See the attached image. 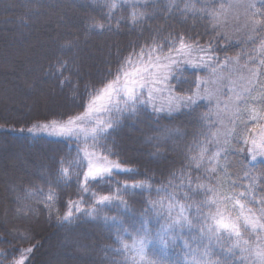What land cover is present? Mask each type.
I'll list each match as a JSON object with an SVG mask.
<instances>
[{
	"label": "trees",
	"instance_id": "1",
	"mask_svg": "<svg viewBox=\"0 0 264 264\" xmlns=\"http://www.w3.org/2000/svg\"><path fill=\"white\" fill-rule=\"evenodd\" d=\"M221 7V0L121 1L109 21L108 8L101 0H0V264H13L20 250L27 248L34 249L27 264H124L126 258L131 264L134 253L123 252L117 241L118 226L110 219L106 223L105 217L123 222L128 233L120 230V235L129 245L136 236L135 229L146 219L151 221L148 227L154 237L161 224L170 222V203L176 205L172 217L180 203L191 205L187 211L194 216L196 204L204 199L203 190L196 188L197 176L203 178V183L214 176L212 185L237 194L246 190L255 177L256 195L264 194V164L255 162L250 174L245 175L253 164L245 140L249 142L264 120L252 118L253 113L264 115L262 53L257 59L255 87L238 107L232 131L215 160L211 159L212 110L205 102L171 113H157L147 107L136 115L126 113L119 118L104 150L110 153V159L131 169L130 173L113 177L120 182V196L127 207L117 199L108 206H96L95 217L86 215L94 202L90 193L80 191L75 169L70 181L60 175L61 161L67 165L76 158L77 144L27 134L33 125L82 111L88 93L112 79L129 53H138L153 39L167 42L176 37L178 46L180 36L191 37V42L201 45L216 38L218 61L251 60L254 47L264 42V0L254 7L252 19L260 23L256 24L255 40L248 45L229 40L224 43L215 25ZM133 12L144 15L133 22ZM61 64L64 67L58 71ZM197 75L201 77L200 72L177 69L168 87L176 95L189 94L195 90ZM202 148L207 151L201 169L194 165L189 168V160L199 157ZM189 172L192 185L188 184ZM145 178L150 188L131 187ZM157 189L164 190L158 193ZM49 191L57 199L47 201ZM92 191L115 194L117 185L104 183ZM173 193L176 201L168 199ZM81 196H85L82 211L73 210L71 222L65 221L69 201L76 202ZM152 202H161L155 212L149 211ZM245 237L251 244L258 243L254 235L246 233ZM185 239L192 241L187 229L180 240H169L166 255L155 242L148 244L145 264H183L188 251ZM197 243L192 241V247L196 248ZM212 251L213 259L222 260L227 255L235 264H247L239 249H234V256L215 246Z\"/></svg>",
	"mask_w": 264,
	"mask_h": 264
},
{
	"label": "snow or ice",
	"instance_id": "2",
	"mask_svg": "<svg viewBox=\"0 0 264 264\" xmlns=\"http://www.w3.org/2000/svg\"><path fill=\"white\" fill-rule=\"evenodd\" d=\"M101 2L108 8L107 15L110 21L114 10L120 6L121 0H101ZM174 2L175 0H173ZM136 6L135 3L132 4L133 8ZM185 7L187 8L188 5L186 4ZM209 14L214 16L213 13ZM143 15L142 12L139 14L133 12L132 21L136 22ZM254 23L259 24L260 21L257 20ZM95 26L103 28L104 24H96ZM191 41V37L186 39L184 36H180L177 46L176 37H170L167 42H157L156 39H153L151 45L141 47L138 53L135 50L129 53L117 68L112 79L88 93V99L84 103L82 111L75 114H62L59 118L51 119L38 126L49 135L62 137L77 144L76 158L69 160L67 165L63 160L61 161L60 175L65 180L70 181L72 169H75L80 191L84 194L90 193V198L94 202L85 213L86 215L95 217L98 212L96 206H108L117 199L120 200L121 205L127 207L126 202L120 196V182L114 181L113 177L119 173H130L131 169L125 168L120 162L110 159V153L104 150L105 141L111 134L110 130L117 126L119 118L126 113L130 116L136 115L149 106L154 112L164 111L162 107L155 105V94L163 93L168 89L169 80L180 64H187L198 70L204 67H212L217 62L215 48L219 45L218 39L211 38L205 45H201L198 41ZM227 42L225 37L224 43ZM260 52L262 53L261 63L264 64V42L261 44ZM227 62L228 59L226 58L224 63ZM63 67L64 65L61 64L57 70L59 71ZM249 71L251 74L249 84H253L257 74L251 69ZM203 83L205 81L197 75L195 90L189 94L176 95L174 90H170L169 113L182 107L191 108L201 99L211 101L215 98L216 94L208 91V89H205L203 93L200 91ZM236 99L240 100L243 97L237 94ZM252 118L264 119V115L257 116L253 113ZM36 128L37 125H33L28 131L34 132ZM214 135L217 134L214 133ZM225 138H227V134ZM245 143H248L247 139ZM252 144L253 147H250L248 152L252 156V161L255 162L257 155L264 156V142L257 144L253 139ZM81 145L83 147H80ZM206 151V148H202L199 157L193 156L189 160V168L194 165L197 170L201 169ZM219 155L220 153L216 152L211 159L215 160ZM254 167L255 164L253 163L245 175L248 176L251 168ZM81 170H83L82 178L80 177ZM190 177L191 173L189 172L188 184L192 185L193 181ZM174 178L173 175L169 180V187H172V179ZM202 179V177L197 176L195 182L196 188L203 190L204 199L196 204L194 216H190L187 211L191 205L180 203L178 204L179 211L175 217H172L171 213L176 205L170 203L168 205L170 222L161 224L154 237L148 227L151 221L146 219L141 222L139 229H135L136 236L133 237L132 243L129 245L120 235V230L128 233V229L123 227V222L117 220L116 217H105L106 223L110 219L113 225L118 226L117 241L122 245L123 252L134 253L131 256V264H145L146 248L148 244L153 242L158 244L166 255L169 240L173 243L180 240L186 229L191 234L192 241L198 243L197 247L193 248L192 241L184 240V247L188 251L185 252L183 264H235V261H230L227 255L222 260L213 259L212 249L214 246L233 256L235 255L234 249H239L241 258L247 264H264V194L256 195V178L253 177L247 189L238 194L234 191H222L218 186L212 185L214 176H208L207 183L201 182ZM104 183H116V193L98 194L96 191H92L94 186ZM150 186L151 183L147 181V178L143 182H135L131 185L134 189L150 188ZM128 187L129 184L125 181L124 188L127 189ZM163 190L157 189V192ZM196 195H200V193L197 192ZM187 198L188 191L185 190V199ZM55 199H57L55 193L49 191L47 201H54ZM84 199L85 196H81L76 202L69 201L68 211L63 217L65 221L71 222L73 210L75 212L82 211L81 205ZM168 199L176 201L177 196L175 193L169 194ZM158 203L161 202H152L149 211L155 212ZM205 208L208 209L206 213L203 211ZM145 215L147 216L148 212ZM157 215H159L158 212ZM246 233L256 237L258 243L255 246H252L250 239L245 237ZM225 238H227V247ZM201 245L203 246L202 250ZM33 250V248L20 250L19 257L13 260V264H27L29 254ZM189 256H191V260L188 259ZM124 264H129L127 258ZM156 264H164V262L157 261Z\"/></svg>",
	"mask_w": 264,
	"mask_h": 264
},
{
	"label": "rangeland",
	"instance_id": "3",
	"mask_svg": "<svg viewBox=\"0 0 264 264\" xmlns=\"http://www.w3.org/2000/svg\"><path fill=\"white\" fill-rule=\"evenodd\" d=\"M121 1H138V0H121ZM261 0H221L222 7L215 17V25L224 38L227 40L248 45L255 40V31L257 25L252 19L254 7ZM256 47V46H255ZM254 47L252 51L251 60L245 59L243 62H238L235 59L220 60L213 64L212 67H204L200 69H193L190 65L180 64L177 69H190L201 73V79L205 81L202 84L200 91L203 93L205 89L214 92L215 98L209 100H198L197 102H205L211 106L214 131L212 134V146L214 153L219 152L225 140L228 138L232 131L233 123L235 120L236 112L244 99L255 87V82L249 84L251 78L250 69L257 74L258 57L260 56V48ZM217 58V57H216ZM169 91L168 87L163 93H156L154 103L157 107H162L164 111H168L169 104ZM239 94L243 99L237 100L236 96ZM151 109L152 107L149 106ZM153 110V109H152ZM178 109L173 110L172 112ZM37 125L34 132L27 131V134L32 137H44L52 140H66L62 137L49 135L47 132L41 130ZM32 128V127H31ZM217 134V135H214ZM227 134V138L226 137ZM255 139L257 144L264 142V120L261 127L252 134L247 147L248 158L251 163L262 162L264 164V156L257 155L256 161H252V156L248 152L250 147H253L252 140ZM259 151V149H257ZM82 157V153H81ZM257 242L252 243L255 246Z\"/></svg>",
	"mask_w": 264,
	"mask_h": 264
}]
</instances>
